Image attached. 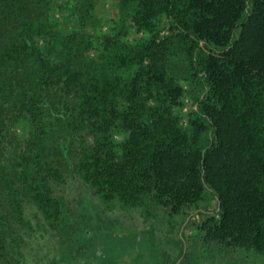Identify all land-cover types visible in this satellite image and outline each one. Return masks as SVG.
I'll return each instance as SVG.
<instances>
[{"label": "trees", "instance_id": "16d2710c", "mask_svg": "<svg viewBox=\"0 0 264 264\" xmlns=\"http://www.w3.org/2000/svg\"><path fill=\"white\" fill-rule=\"evenodd\" d=\"M72 176L187 223L173 264H264V0H0V264Z\"/></svg>", "mask_w": 264, "mask_h": 264}, {"label": "rangeland", "instance_id": "374dc122", "mask_svg": "<svg viewBox=\"0 0 264 264\" xmlns=\"http://www.w3.org/2000/svg\"><path fill=\"white\" fill-rule=\"evenodd\" d=\"M107 8L114 13L109 4ZM166 33L165 29L162 34ZM136 36L142 34L133 31L129 39ZM191 105L192 100L187 98L183 112ZM57 194L69 203L67 215L72 226L62 230L50 228L37 209L27 203L23 223L11 220L14 233L10 237L12 249L15 248L12 264H173L178 256L177 240L196 233L187 223L183 225L180 217L155 214L145 207H107L74 176L57 188ZM200 208L212 213L217 204L211 202L208 211L203 204ZM200 263L238 264L228 257L211 260L204 256Z\"/></svg>", "mask_w": 264, "mask_h": 264}]
</instances>
